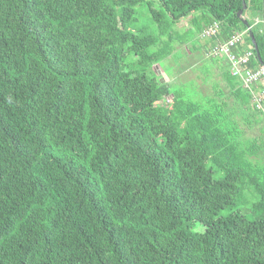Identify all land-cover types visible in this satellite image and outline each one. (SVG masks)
<instances>
[{
	"label": "trees",
	"instance_id": "obj_1",
	"mask_svg": "<svg viewBox=\"0 0 264 264\" xmlns=\"http://www.w3.org/2000/svg\"><path fill=\"white\" fill-rule=\"evenodd\" d=\"M213 22L225 88L162 82ZM250 30L264 60V0H0V264H264V124L243 139L235 117L264 109L209 53L242 32L258 67ZM246 190L252 216L220 214Z\"/></svg>",
	"mask_w": 264,
	"mask_h": 264
},
{
	"label": "rangeland",
	"instance_id": "obj_2",
	"mask_svg": "<svg viewBox=\"0 0 264 264\" xmlns=\"http://www.w3.org/2000/svg\"><path fill=\"white\" fill-rule=\"evenodd\" d=\"M137 9L139 11L137 25L151 26L152 23L148 11L139 6ZM190 27H192L190 16L183 18L175 25V32H173L172 35L175 37L178 35L182 36L188 32ZM166 39L168 40L167 36H162L156 47H160ZM209 39V37L200 34L198 39L194 36L190 41L184 43H181L178 40H173L172 54L169 55L166 60L163 59L160 62V65L154 64L152 66L153 72L160 80H162V82L169 81L183 91H189L190 93L196 94V96H215L213 92L214 87L217 85V87L224 89L225 85L217 63L212 62L210 57L207 56V53H205V47L208 48L211 44V40ZM191 42L195 44L196 50L193 49L189 54L184 55V48H186L187 44L190 45ZM261 81L262 82H260L259 86L264 85V80ZM168 104L171 103L169 102ZM171 108L172 106L168 105L165 110L169 111ZM243 111V115L240 110L237 109L235 111V117L243 128V139L254 137L257 134L259 135L260 130L258 128L262 127L264 121H255L249 116L247 110ZM248 117L250 118L249 123L251 124V128H249L250 126L246 121V118ZM249 191L250 190H246L247 195L245 196L243 203L235 207L233 206L223 209L220 214L226 215L233 210L239 209L247 215L252 216L253 213L250 210L252 200L248 197ZM193 229L203 231L204 225L200 222H195L193 223Z\"/></svg>",
	"mask_w": 264,
	"mask_h": 264
},
{
	"label": "built area",
	"instance_id": "obj_3",
	"mask_svg": "<svg viewBox=\"0 0 264 264\" xmlns=\"http://www.w3.org/2000/svg\"><path fill=\"white\" fill-rule=\"evenodd\" d=\"M219 23L213 22L203 30V36H212L218 32ZM242 32H235L228 39L218 42L210 49V54L225 55L230 63V73L238 77L244 88L251 90L253 93V104L260 109H264V85L256 86L254 90L252 86L264 78V65L256 68L250 67V59L253 57V49L251 46L239 50L238 44L242 42Z\"/></svg>",
	"mask_w": 264,
	"mask_h": 264
},
{
	"label": "water",
	"instance_id": "obj_4",
	"mask_svg": "<svg viewBox=\"0 0 264 264\" xmlns=\"http://www.w3.org/2000/svg\"><path fill=\"white\" fill-rule=\"evenodd\" d=\"M245 3H243V8H245ZM243 8L239 9L237 11V16L239 19H241V21L247 25V28L249 29V26H248V23H247V20L242 16V11H243ZM249 35H250V38H251V43L253 45V48L255 49V54H256V57H257V60L259 61V63L261 65H264V60L261 59V56L258 52V49H257V45H256V42H255V39H254V36H253V33L252 31L250 30L249 31Z\"/></svg>",
	"mask_w": 264,
	"mask_h": 264
}]
</instances>
